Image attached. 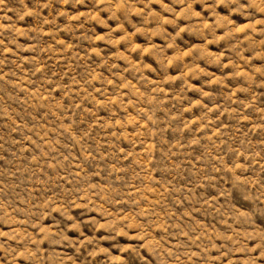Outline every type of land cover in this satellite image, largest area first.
Masks as SVG:
<instances>
[{
  "label": "rangeland",
  "instance_id": "obj_1",
  "mask_svg": "<svg viewBox=\"0 0 264 264\" xmlns=\"http://www.w3.org/2000/svg\"><path fill=\"white\" fill-rule=\"evenodd\" d=\"M0 264H264V0H0Z\"/></svg>",
  "mask_w": 264,
  "mask_h": 264
}]
</instances>
